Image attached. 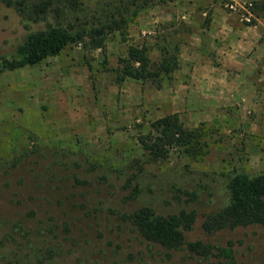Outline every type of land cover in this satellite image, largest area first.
Returning a JSON list of instances; mask_svg holds the SVG:
<instances>
[{
  "label": "rangeland",
  "instance_id": "1",
  "mask_svg": "<svg viewBox=\"0 0 264 264\" xmlns=\"http://www.w3.org/2000/svg\"><path fill=\"white\" fill-rule=\"evenodd\" d=\"M81 2L80 15L89 17L104 13L117 0ZM177 6L203 9L205 23L209 12L221 9L242 25L260 24L259 40L264 43V0H165L142 10L126 28L110 31L103 46H92L86 37L37 64L0 73V237L20 220L41 231V221L53 216L59 225L54 230L60 232V241L53 240L59 246L57 264H206L188 258L186 250L166 254L150 248L117 215L143 205L164 214L215 208L226 200L230 175L264 172V146L257 135L243 130L240 119L231 128V120L222 114L199 121L188 111L172 112L189 129L203 123V155L193 158L173 147L167 155L148 160L139 136L177 104L159 96L163 78L119 80V60L130 44L146 45L153 63L165 51L173 52L172 45L150 43L147 33L134 28L151 10ZM54 21L51 16L27 20L0 1V54L12 51L29 30ZM30 208L35 210L31 217ZM199 223L188 239L218 245L232 241L235 264H264L263 227L207 236ZM32 241L24 248L12 241L0 245V264H7L9 249L23 255L35 248ZM20 258L24 264H38Z\"/></svg>",
  "mask_w": 264,
  "mask_h": 264
},
{
  "label": "trees",
  "instance_id": "2",
  "mask_svg": "<svg viewBox=\"0 0 264 264\" xmlns=\"http://www.w3.org/2000/svg\"><path fill=\"white\" fill-rule=\"evenodd\" d=\"M0 1L14 8L27 20L40 21L49 16L55 19L54 23H49L44 28L29 30L12 51L0 54L2 73L37 64L49 56L58 54L65 46L85 40L86 37L92 46H103L110 31L126 28L142 10L165 0H117V3L109 6L104 13H92L89 17L80 15L81 0ZM177 64V55L174 52L165 51L160 61L153 63L146 45L130 44L126 54L119 60L118 79L159 81L169 76ZM202 125L203 123L189 129L177 113H170L152 121L147 133L139 136V142L148 151L149 161L167 155L173 147H178L193 158L199 154L202 156V137L205 136ZM136 177V174L132 175L127 183ZM225 190L226 200L222 205L201 212L197 209L181 208L176 212L164 214L151 206L143 205L117 215L119 219L128 222L141 241L152 249L160 248L166 254L173 250H186L188 258L200 259L206 264H235L232 241H228L226 245H218L201 238H187L197 221H200V229L207 236L222 230L250 225L264 228V172H235L228 177ZM81 206L86 207L85 204ZM34 214L33 208L27 211L29 217ZM52 219L53 216H48L47 221H41V231L27 228L22 220L14 223L12 228L4 230L3 234L1 233L0 245L12 241L11 244L16 247L24 248L27 242L33 240L32 245L35 247L23 255L18 253V249H9L6 254L7 264H24L21 261L24 259L20 258L22 256H27L38 264H57L55 257L56 248L59 246H54L53 240L60 241V232L54 230L59 225L53 223Z\"/></svg>",
  "mask_w": 264,
  "mask_h": 264
},
{
  "label": "crops",
  "instance_id": "3",
  "mask_svg": "<svg viewBox=\"0 0 264 264\" xmlns=\"http://www.w3.org/2000/svg\"><path fill=\"white\" fill-rule=\"evenodd\" d=\"M151 11L134 29L147 33L150 43L172 45L177 55L176 69L159 88L160 97L180 107L171 113L188 111L199 121L222 114L231 128L242 121L243 130L257 135L264 146L261 25H242L221 9L208 13V23L203 9Z\"/></svg>",
  "mask_w": 264,
  "mask_h": 264
},
{
  "label": "built area",
  "instance_id": "4",
  "mask_svg": "<svg viewBox=\"0 0 264 264\" xmlns=\"http://www.w3.org/2000/svg\"><path fill=\"white\" fill-rule=\"evenodd\" d=\"M232 7V5H230ZM245 19H248V17H246Z\"/></svg>",
  "mask_w": 264,
  "mask_h": 264
}]
</instances>
